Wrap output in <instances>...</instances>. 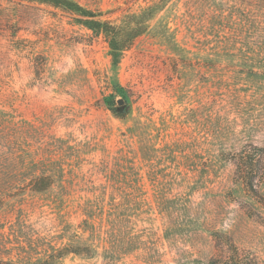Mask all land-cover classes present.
Wrapping results in <instances>:
<instances>
[{
  "label": "rangeland",
  "instance_id": "1",
  "mask_svg": "<svg viewBox=\"0 0 264 264\" xmlns=\"http://www.w3.org/2000/svg\"><path fill=\"white\" fill-rule=\"evenodd\" d=\"M160 3L114 64L72 13L0 0V264H264L234 163L264 146V0Z\"/></svg>",
  "mask_w": 264,
  "mask_h": 264
},
{
  "label": "trees",
  "instance_id": "2",
  "mask_svg": "<svg viewBox=\"0 0 264 264\" xmlns=\"http://www.w3.org/2000/svg\"><path fill=\"white\" fill-rule=\"evenodd\" d=\"M35 1V0H34ZM40 3L53 5L63 11L72 13L75 20L90 29L94 35L103 36L110 49L114 64H118L134 41L148 29V21L155 17L163 3L169 0H160L149 5L140 13H128L121 23L102 18V13L85 7L77 0H36ZM123 110V109H122ZM121 116L120 113H116ZM236 172L241 182L249 189L256 191L260 182L264 183V146L251 145L250 148L241 149L234 157ZM40 180H47L41 177ZM234 264H252L251 260L240 259L237 249L234 250ZM235 260V261H234ZM49 259L37 264H50ZM231 264L230 258L224 260L210 259L207 264Z\"/></svg>",
  "mask_w": 264,
  "mask_h": 264
},
{
  "label": "water",
  "instance_id": "3",
  "mask_svg": "<svg viewBox=\"0 0 264 264\" xmlns=\"http://www.w3.org/2000/svg\"><path fill=\"white\" fill-rule=\"evenodd\" d=\"M119 103H123V100L121 99V100L119 101Z\"/></svg>",
  "mask_w": 264,
  "mask_h": 264
}]
</instances>
